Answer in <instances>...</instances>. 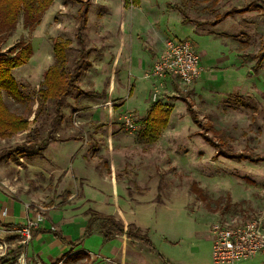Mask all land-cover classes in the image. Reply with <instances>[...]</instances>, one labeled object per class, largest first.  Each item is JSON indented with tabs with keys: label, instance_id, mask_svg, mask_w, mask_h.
Wrapping results in <instances>:
<instances>
[{
	"label": "rangeland",
	"instance_id": "374dc122",
	"mask_svg": "<svg viewBox=\"0 0 264 264\" xmlns=\"http://www.w3.org/2000/svg\"><path fill=\"white\" fill-rule=\"evenodd\" d=\"M79 1L54 0L38 26L27 28L20 19L16 30L1 40L2 52L20 41L33 47L30 62L13 71L25 100L4 92L14 113L34 117L43 72L55 64L54 38L71 42L66 69L75 68ZM127 1L90 0L89 52L66 100L58 141L38 152L23 148L28 133L0 140V188L32 212L12 230L0 227V264H19L22 257L28 264L36 258L45 264H165L163 258L171 264H214V225L264 218V161L217 156L183 101L210 125L209 137L222 135L236 153L264 155V61L254 73L257 60L242 58L264 51V0H140L139 8ZM170 4L185 9L190 25ZM233 8L248 11L220 26L196 24ZM124 36L127 42L117 62ZM168 38H189L198 52L209 53L210 64L194 85L171 88L147 79L150 68L136 75L128 69L130 63L153 61L157 45ZM155 89L159 102L171 111L166 128L148 143L138 134L139 121L154 104ZM52 116L49 102L38 118V140L46 137ZM127 116L134 128L124 124ZM17 148L23 152L14 153ZM88 209L135 224L155 249L115 236L102 245L91 238L87 245L58 255L52 236L42 240L43 246L34 240L35 230L52 228L76 242ZM30 223L36 226L27 238L23 231ZM103 231V222H96L92 233ZM236 264H264V254Z\"/></svg>",
	"mask_w": 264,
	"mask_h": 264
},
{
	"label": "trees",
	"instance_id": "16d2710c",
	"mask_svg": "<svg viewBox=\"0 0 264 264\" xmlns=\"http://www.w3.org/2000/svg\"><path fill=\"white\" fill-rule=\"evenodd\" d=\"M219 1L220 0H213V3L218 4ZM79 2L81 3V7L77 12L78 26L75 34L79 58L75 61V68L73 71L69 72L66 69V60L67 53L71 50V42L68 40L63 41L59 38L53 39L55 64L43 72V81L37 93L38 108L33 118H31V116H23L14 113L4 101V92L17 101L25 100V95L20 85L15 80L13 71L30 62L33 56V47L30 43L20 41L8 51H0V140L10 139L21 133H28L30 139L25 143L26 145H23V148L25 147L28 150L36 149L38 152H44L50 144L58 141L57 133L66 120V116L63 112L67 106L66 100L75 88L77 79L80 76V69L89 52L86 47V29L91 3L90 0H80ZM53 3L54 0H0V44L2 39L5 40L16 30L20 19H23L24 25L27 28L38 26L42 21L44 13ZM127 4L138 7L140 6V0H128ZM170 7L176 9L183 16L182 22L184 24L192 22V19L182 6L170 4ZM247 11V8H233L222 14H216L213 21L196 24L216 26L237 13L243 14ZM242 58L251 61L257 60L255 66L252 68L253 72L257 73L264 61V51L257 55H245L242 56ZM178 98L180 97H177V99ZM183 101L186 102L188 111L191 113L196 125L204 132L199 133L200 136L217 150V156H222L230 160H245L250 162L264 161V155L253 152H234L222 135L217 134L215 138L209 137L207 132L210 130V125L202 122L194 106L188 100L184 99ZM49 102L53 103V116L51 117L50 127L46 137L38 140L36 138V135L39 134L40 131V127L37 126L38 118L45 104ZM170 111L171 107L161 102L154 103L148 115L139 121L142 127L141 131L138 133L139 136L148 143H154L160 136L161 131L166 128L170 118ZM11 152L13 151H8L6 155L12 156L13 153ZM15 152L21 153L23 151L17 148L14 153ZM84 214L88 216L87 229L82 239L70 245L71 250L81 244L84 239L92 235L93 226L98 221L104 224L102 235L107 242L117 235H125L132 241H140L154 248L152 241L142 232V229L133 223L124 225L113 215H106L94 209H88ZM0 226L4 227L6 230H12L15 227L12 224L3 223L1 220ZM40 232L50 233L51 231ZM163 260L165 264H171L164 258Z\"/></svg>",
	"mask_w": 264,
	"mask_h": 264
},
{
	"label": "built area",
	"instance_id": "2783aa9c",
	"mask_svg": "<svg viewBox=\"0 0 264 264\" xmlns=\"http://www.w3.org/2000/svg\"><path fill=\"white\" fill-rule=\"evenodd\" d=\"M204 68L201 57L190 39L168 38L164 42V49L156 58L147 79L155 78L165 81L175 78L180 87L193 85L203 75ZM159 91L155 89L152 102H159ZM128 128H134L135 123L130 116L124 118ZM36 226L30 223L24 229L27 238L30 229ZM212 235V260L214 264H236L247 261L264 254V218H257L242 223H220L213 226ZM3 245L0 244V249ZM19 264H28L25 258ZM43 264V263H37Z\"/></svg>",
	"mask_w": 264,
	"mask_h": 264
},
{
	"label": "crops",
	"instance_id": "0c3cea01",
	"mask_svg": "<svg viewBox=\"0 0 264 264\" xmlns=\"http://www.w3.org/2000/svg\"><path fill=\"white\" fill-rule=\"evenodd\" d=\"M133 7H135V6H133ZM140 6H138V7H136V8H139ZM169 8H171L170 6H169ZM171 9H173L174 11H176V12H178L176 9H174V8H171ZM179 13V12H178ZM181 17V16H180ZM183 17V16H182ZM231 18V17H230ZM228 19V18H227ZM181 21H183V18L181 19ZM225 21V20H224ZM223 21V22H224ZM223 22H221L220 24H218L219 26L223 23ZM191 23V22H190ZM190 23H188L189 25H190ZM217 25V26H218ZM193 29V28H192ZM196 35H199V36H201V34H197V33H195ZM187 39H189V38H187ZM191 40V39H190ZM126 37L124 36L123 37V39H122V49H120L119 51H118V57H117V62H119V60H120V58H121V54H122V52H123V50H124V46H125V44H126ZM195 45V44H194ZM196 46V45H195ZM163 49H164V44H163V42H160V44H158L157 45V47H156V53H155V57H154V59H153V61H151V60H141V62L140 61H138V62H136L135 64H131L130 63V67H128V69H131L132 71H133V73L136 75V74H141V72H144L146 69H149L150 68V70H151V68H152V66H153V63H154V61L156 60V58L159 56V54L163 51ZM196 49H197V46H196ZM198 51V50H197ZM199 53V55H200V57H201V63H202V66H203V68H204V71H205V67L207 68V66H209V64H210V55H208L209 53L208 52H206V51H203V52H198ZM208 53V54H207ZM205 62V63H204ZM203 74H204V72H203ZM114 75V74H113ZM203 76V75H202ZM201 76V77H202ZM114 78V77H113ZM198 80H200V79H198ZM197 80V81H198ZM175 81V82H174ZM196 81V82H197ZM163 82H165L166 83V85H168L169 87H175V84H177V85H179L178 84V82H177V80L175 79V78H172V77H170V78H167L165 81H163ZM195 82V83H196ZM156 83V82H155ZM155 83H153V85L155 84ZM174 83V84H173ZM194 83V84H195ZM193 84V85H194ZM192 86V85H191ZM152 86L150 85V88H151ZM113 88H115V87H113ZM176 88H177V86H176ZM133 90V92H134V90H135V85H134V89H132ZM56 143V142H55ZM7 210V213H8V215H4V211H6ZM30 214H32V212L30 211V212H25L24 211V206H23V204L22 203H20V201L17 199V198H14V196H11V195H9L8 193H6L4 190H2L1 188H0V220L3 222V223H7V224H12V225H14V226H16V225H18V224H20L21 223V221L23 220V219H25L28 215H30ZM85 217H88V216H86L85 214H83ZM85 221H86V223H87V225H86V223H84V230H83V234H82V236H80L78 239H77V241H79L80 239H82L83 238V236H84V233H85V231H86V229H87V226H88V219H86L85 218ZM0 227H2V226H0ZM40 231H51L50 233H45V232H40ZM57 234V235H56ZM50 236H52V238L54 239L53 241H52V243H54V248L55 249H57L58 250V255L59 254H61L62 252L63 253H65L67 250L70 252L71 251V247H70V245H72L73 244V242H72V239H70L69 238V236L68 235H66V237L65 236H62V234L60 233V232H58L57 230L55 231L54 229H52V228H46V229H37V230H35V238H34V240H38V241H41L40 243H39V245L40 246H43L44 245V241H42V240H44V238L46 239V237H50ZM117 236H122V238H126L127 240H129V241H132L131 239H129L127 236H125V235H117ZM91 238H94V241L95 242H97V243H99V245H102L103 243H104V241H105V239H104V237H103V235H101V234H97V233H92V235L91 236H89L88 238H86V239H84L81 243H83L84 242V244L85 245H87V241L89 240V239H91ZM97 240V241H96ZM76 241V242H77ZM111 241V240H110ZM110 241H108V242H110ZM76 242H74V243H76ZM105 242H107V241H105ZM134 242V241H133ZM0 243H1V241H0ZM73 250H74V248H73ZM40 253H43V252H40ZM51 255V254H50ZM258 255H260V254H258ZM257 255V256H258ZM54 257H57V255H55ZM45 260H49L48 258H45ZM37 263H42L41 261H39V259H37L36 258V263H33V264H37ZM43 264H45V263H43ZM47 264H49V263H47Z\"/></svg>",
	"mask_w": 264,
	"mask_h": 264
}]
</instances>
